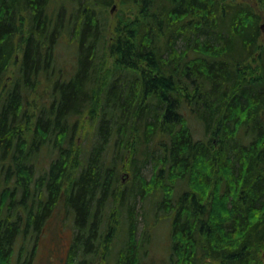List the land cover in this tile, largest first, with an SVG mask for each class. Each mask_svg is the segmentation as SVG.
<instances>
[{
  "label": "trees",
  "instance_id": "obj_1",
  "mask_svg": "<svg viewBox=\"0 0 264 264\" xmlns=\"http://www.w3.org/2000/svg\"><path fill=\"white\" fill-rule=\"evenodd\" d=\"M257 1L264 12V0ZM120 2L129 15L119 14L111 25L116 0H0V264L19 241H37L59 206L75 211V264H100L118 241L121 248L112 258L138 264L133 208L126 211L127 227L121 221L97 228L86 218L106 200L104 210L120 201L126 205L127 192L112 178L138 169L131 158L141 154L142 164L162 165L157 181L163 189L156 193L171 195L186 185L180 210L170 218V264H263L264 176L254 174L264 172V128L245 123L249 114L264 111V42L258 23L249 21L255 11H237L241 7L226 0ZM224 31L228 42L216 48L226 41ZM64 44L71 48L70 72L59 57ZM226 48L224 63L210 67L204 54ZM147 65L159 77L149 81ZM198 65L196 93L183 75L197 78ZM182 82L197 94L194 105L184 97ZM223 114L227 120H216L214 129L210 123ZM89 116L94 122L88 133L83 123ZM235 124L246 139L242 144ZM81 132L88 134L87 144H78ZM115 151L124 159L119 164ZM236 154L243 157L230 165ZM192 161L203 171L193 169ZM198 173L202 181L191 182ZM184 175L191 176L188 182L181 181ZM170 181L175 186L168 192L164 182ZM222 182L233 191L248 189L244 201L234 203L222 193L212 197ZM219 196L225 198L214 205ZM23 251L16 264H31L33 246Z\"/></svg>",
  "mask_w": 264,
  "mask_h": 264
},
{
  "label": "rangeland",
  "instance_id": "obj_2",
  "mask_svg": "<svg viewBox=\"0 0 264 264\" xmlns=\"http://www.w3.org/2000/svg\"><path fill=\"white\" fill-rule=\"evenodd\" d=\"M233 1L234 3L238 4L241 9H244L247 13L251 12L248 10L250 7L255 11V14H251L249 16L250 19L254 20L259 25V32L261 34V41L264 42V12L260 8L259 3L257 0H227ZM116 8H111L110 16L111 21L113 24L118 20V15L121 16L122 14H128L129 10L126 6L121 5L120 0H116L115 3ZM239 9V8H238ZM259 17V19L257 18ZM65 45V44H64ZM67 45V44H66ZM64 46L63 49H60L59 57L62 58L63 62L61 65L65 66V69L69 68L68 71L70 72V65L72 64V54L71 48L68 46ZM67 65V67H66ZM87 119V118H86ZM93 117L89 116L88 120L83 123L84 128L88 131H92L90 128L91 124L93 125ZM82 133V132H81ZM81 141L82 144H87V135ZM45 159V157L43 156ZM44 159H41V166H43ZM147 166L143 169L142 175L143 177L153 178L156 175V166L157 164L150 160ZM129 171L125 170L127 173ZM129 173V172H128ZM128 175V174H127ZM132 176V180L130 177ZM157 179V178H156ZM154 179L152 182H155ZM136 181V176L134 172L129 173L128 176L125 177L124 182L125 185L128 182V185L131 186L133 182ZM160 187L162 184L157 182L154 184V187ZM135 186L134 184H132ZM133 186L131 190L128 192L132 194V200L139 204L138 212L135 214V234L136 237L134 239V248L135 252H137L138 245L140 247V254L138 255V264H170L169 257L171 253V231H172V219L169 218H157L156 214L153 211L149 210L150 203L148 202V197L144 198L140 189L135 191V195L133 194ZM136 187V186H135ZM186 185L183 187L185 188ZM158 189V188H157ZM181 190V185L178 187ZM156 195H161V193H156ZM118 204V203H117ZM145 205V208L142 209V206ZM110 210V209H108ZM122 218V227H127L124 223L126 221V215ZM147 230V233H145ZM75 228H74V219L69 212L68 208L64 206H59L55 208L51 213L50 216L45 223V228L43 233L40 235L37 241L35 239H29L27 243H23L19 241L15 246V250L13 254L9 257L8 262L6 264H16L18 256L23 253V247L28 250H31L33 246L34 256L32 258L31 264H75L77 262V256H71L70 248L74 239ZM122 242L118 241L114 245L110 246V250L113 253L112 257L117 254L121 248ZM28 247V248H27ZM23 258V256H22ZM118 259V257H117ZM117 259H115L117 261ZM262 260L264 264V252L262 255ZM106 264V261L105 263ZM109 264V263H107ZM113 264V262H112ZM132 264H137V259L134 260Z\"/></svg>",
  "mask_w": 264,
  "mask_h": 264
},
{
  "label": "bare ground",
  "instance_id": "obj_3",
  "mask_svg": "<svg viewBox=\"0 0 264 264\" xmlns=\"http://www.w3.org/2000/svg\"><path fill=\"white\" fill-rule=\"evenodd\" d=\"M227 1V0H226ZM227 2H229L231 5H234V6H236L237 8L239 7V5L238 4H236V3H234L233 1H227ZM231 5H229V8H233ZM112 10H113V8H112ZM237 11H240V12H245V10L244 9H236ZM110 24L111 25H113V22L112 21H110ZM215 31H217V30H215ZM211 32H213L212 30H211ZM214 33V32H213ZM224 35H225V37L223 38L224 40H226L224 43H223V41L222 40H220L219 42H220V44L219 43H217L216 42V44H214V46L216 47V48H218L217 46L219 45V47L220 48H222L224 45H225V43L226 42H228V39H229V33H226L225 31H224ZM215 35H213V37H214ZM258 37V35L256 36V38ZM260 41H261V37H260ZM262 42V41H261ZM178 49H180L179 47H177ZM177 48L175 49L176 51H177ZM179 51V50H178ZM221 52H218L217 50H215V51H207V53L206 54H204V55H207V62L209 63V65H210V67H214V65H215V63L216 64H222V63H224L223 62V57H225L226 56V54L227 53H229V49L228 48H226V52H223V50H220ZM258 53H260L261 52V50L258 48L257 50H256ZM264 51V50H263ZM262 53V52H261ZM165 55H166V53H165ZM247 55V54H246ZM229 57H232L231 55L229 56ZM215 58V59H214ZM233 58V57H232ZM256 59V58H255ZM233 60H234V58H233ZM226 63V62H225ZM199 67H198V69H197V71H198V73H199V71H201L200 70V67H202L203 65H198ZM146 69L149 71L148 72V75H147V77H148V80L150 81V80H152L153 78H155V77H159V75H154V74H151V71L149 70V66L147 65L146 66ZM196 74L198 77L197 78H189V77H187V76H185V75H183L187 80H185V82L187 81V82H189L191 85H194L195 87H197L196 88V93H197V91H198V89L200 88V86L201 85H199L201 82H200V79H202V73L199 75V74ZM173 81H174V79H173ZM173 81H172V84H174L175 85V83H173ZM182 89L184 90L183 91V94H184V97L185 98H188V99H191L192 100V103H191V105H194V101L196 100V98H197V94L196 93H192L193 91H191V90H188L187 89V86L182 82ZM169 97L170 98H172V94L170 93L169 94ZM233 99H234V97L232 96L231 98H230V101H232L233 102ZM263 111V110H262ZM261 111V109L259 110V112H258V116L256 115V113H254L253 114V116H250V114H249V116H248V118L246 119V121H245V123H246V127L248 126V127H253L254 129H258V130H261V128L263 129L264 128V126L262 125V121L264 122V120L261 118L262 116H263V113H264V111L262 112ZM218 113V111H216V114ZM247 116H245V118H246ZM255 117L257 118H259V121H257L256 122V120H255ZM261 118V119H260ZM220 119V121H225V120H227V116L226 115H219L212 123H210L211 125H212V127L215 129L216 128V130H219V126H216L215 125V122H216V120H219ZM86 120H88V119H86ZM232 121H234V120H231V122ZM222 122H220V125H221V123ZM128 124V123H127ZM217 124V123H216ZM239 124H235V126H234V131H236V135H235V138L236 139H238L237 140V143L238 144H242L243 142H245V138L241 135V133L240 132H238L239 131ZM222 127H228V125L226 124L225 126H222ZM256 127V128H255ZM258 130H256V132L258 131ZM136 133H137V131H135ZM135 133V134H136ZM137 135V134H136ZM253 135H256V133H252V136ZM221 137H222V134L220 135ZM84 137H86V135H81V137H80V140H79V142H78V144H81V141L83 140V138ZM131 137H133L132 139L133 140H137V141H140V136H134L133 134L131 135ZM219 140H221L220 138H218ZM215 142H216V139H215ZM234 142H236V141H234ZM247 142H250V140H247ZM220 142H218L217 141V144L218 145H220L219 144ZM217 144H216V146L215 147H217ZM248 144V143H247ZM222 145H220V147H221ZM242 146V145H241ZM240 146V147H241ZM68 147L69 146H66V148L68 149ZM69 149H70V147H69ZM139 149V144L136 146V150H138ZM196 149H198L199 150V152H201L202 150L201 149H199V148H196ZM135 150V149H134ZM114 154H116V157H115V161H117L118 163L117 164H119L120 163V161H122V160H124V159H122L121 158V156H120V151H115L114 152ZM128 154H130V153H128ZM153 152H144V155L146 156V157H152L153 156ZM237 155V154H236ZM235 155V156H236ZM241 155H243V154H240V155H237L236 157L233 155V156H230V158H229V160H228V162L230 163V165H233V164H237V163H239L240 161L238 160L239 158L238 157H243V156H241ZM108 157V156H107ZM129 157H127V158H125V160L127 159V161H129V159H128ZM141 161H143V155L141 154V155H134V156H132V158H131V163H132V166L133 167H137V165L139 166V168L138 169H129V173H131V172H134L133 170H135V172H134V174H135V176H136V181L135 182H133L132 184H134L135 186H133L132 184H131V186L130 185H128V182H127V184L125 185V182H124V179H125V177L126 176H128L129 175V173L127 172H124L123 171V173H121L120 175H118V176H116V177H114L113 176V178H112V181L113 182H117V187H118V189H120L121 191H126L127 193H124V194H122V196H123V198L125 197V201H127V203H126V205H124V203H122L121 201L120 202H117L118 204H116V207H115V209L114 210H104L103 208H101L102 206H104V204L106 203V202H108L107 200L106 201H104L103 202V204H101V207H97V206H93V208H92V211L90 210V213L87 215V218H86V223L87 224H89V223H92L95 227H97V228H102V227H108V226H117L118 224H120V222L123 220L122 218L124 217V215H125V213H126V211L129 209V208H133V211L135 212V214L138 212V209H139V204L137 203V202H134L133 200H132V194L131 193H129L128 191L129 190H131V187L133 186V190H132V192L134 193V195H135V191H138L139 189H140V192L142 193V195H143V197L144 198H149L148 199V202L150 203V205H149V210H151V211H153L154 212V214H156V216L157 217H161V218H171V215H174V214H176L177 212H178V210H180L179 209V206H180V202H181V200L182 199H184V196H185V190L183 189V188H181V190L180 189H178V188H175L174 186H175V184H172L171 185V181H170V183H165L164 182V186L166 187V191H168V190H170L171 188H173L174 187V192L172 191V193H171V195H156L155 196V194H154V190H157V188H158V185H159V183H157V188L156 189H154V184L156 183V181H157V176H154L153 178L151 177V178H147V177H143V175H142V171H143V169L147 166L146 164H142V162ZM126 164H128V162H126ZM189 164H191L192 166H193V169H198L199 171H201L203 168L200 166V163H197V162H194V161H192L191 163H189ZM161 167H162V165L159 163V165L157 164V166H156V175H157V173L159 174L160 173V169H161ZM245 168H244V170H246L247 168V166L245 165L244 166ZM263 169H264V166L262 167ZM164 169H165V165H164ZM2 170H4V169H2ZM203 171V170H202ZM201 171V172H202ZM25 172L24 171H22V174H24ZM128 174V175H127ZM192 176V177H191ZM190 177H191V182H193V183H198V182H200L199 180H201L202 178H203V175L201 174V173H198V174H195V175H191ZM254 176H255V178H259V177H263L264 176V172H257L256 174H254ZM130 177V176H129ZM190 177L188 176V175H184V177H182V179H181V181L182 182H188L189 180H190ZM131 178V180L133 179L132 178V176L130 177ZM154 179H156V181L155 182H152ZM202 181V180H201ZM158 182V181H157ZM219 193H217L216 192V188H214L213 190H212V197H214L215 196V194L216 195H222V194H224V196L226 197H229L230 196V198L234 201V203L235 202H242V200L244 201V199H242L243 197H244V195H245V193L247 192V190L248 189H244L243 190V193L242 192H239L238 190H234L233 191V188H232V190L227 186V184H226V182H222V183H220L219 184ZM161 189H163V187H162V185L158 188V190H161ZM6 191V193H9V190L7 189V190H5ZM169 192V191H168ZM222 193V194H221ZM224 196H222V197H224ZM220 198H218V199H216L214 202H213V204L214 205H216V204H218L219 205V203L223 200V198L221 197V196H219ZM224 197V198H225ZM262 205V204H261ZM261 205H260V203H259V205L257 204V206H255V209H259L260 207H261ZM107 206V205H106ZM97 207V208H96ZM145 208V205H143L142 206V209H144ZM234 208V209H233ZM187 209H186V207L185 206H183V208H182V211L184 212V211H186ZM206 210H208V207L206 208ZM228 210H233V211H235L236 210V208H235V204L233 205V204H230V205H228ZM25 210L22 212V214H25ZM70 212H71V215L72 216H74V213H75V211L73 210V208L72 207H70ZM237 212V211H236ZM237 214H240L239 212H237ZM97 240L95 239V238H92V244H94V242H96ZM80 253V251H78V250H76L75 251V256H78V254ZM205 255H206V253L205 252H203L202 250L201 251H199V254H198V256L200 257V259H203L204 257H205ZM263 255V254H262ZM105 260H107L106 261V264L107 263H109V264H112V262H113V264H118V262L114 259V258H112V256H106V257H104V260L102 259V258H100L99 259V262H100V264H103V263H105Z\"/></svg>",
  "mask_w": 264,
  "mask_h": 264
},
{
  "label": "water",
  "instance_id": "obj_4",
  "mask_svg": "<svg viewBox=\"0 0 264 264\" xmlns=\"http://www.w3.org/2000/svg\"><path fill=\"white\" fill-rule=\"evenodd\" d=\"M113 8H116L115 6Z\"/></svg>",
  "mask_w": 264,
  "mask_h": 264
}]
</instances>
